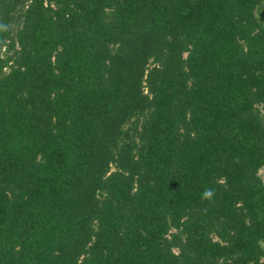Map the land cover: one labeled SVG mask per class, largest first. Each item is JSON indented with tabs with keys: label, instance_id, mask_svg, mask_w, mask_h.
I'll use <instances>...</instances> for the list:
<instances>
[{
	"label": "trees",
	"instance_id": "trees-1",
	"mask_svg": "<svg viewBox=\"0 0 264 264\" xmlns=\"http://www.w3.org/2000/svg\"><path fill=\"white\" fill-rule=\"evenodd\" d=\"M264 0H0V264H264Z\"/></svg>",
	"mask_w": 264,
	"mask_h": 264
},
{
	"label": "rangeland",
	"instance_id": "rangeland-1",
	"mask_svg": "<svg viewBox=\"0 0 264 264\" xmlns=\"http://www.w3.org/2000/svg\"><path fill=\"white\" fill-rule=\"evenodd\" d=\"M259 173L262 176V178L264 179V166L260 169Z\"/></svg>",
	"mask_w": 264,
	"mask_h": 264
}]
</instances>
